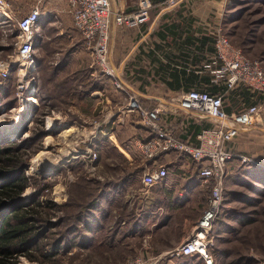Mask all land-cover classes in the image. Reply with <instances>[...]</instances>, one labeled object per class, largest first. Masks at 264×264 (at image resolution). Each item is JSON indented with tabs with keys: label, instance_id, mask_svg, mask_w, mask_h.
Instances as JSON below:
<instances>
[{
	"label": "rangeland",
	"instance_id": "rangeland-1",
	"mask_svg": "<svg viewBox=\"0 0 264 264\" xmlns=\"http://www.w3.org/2000/svg\"><path fill=\"white\" fill-rule=\"evenodd\" d=\"M215 2L216 30L264 67V0ZM7 5L13 20L0 10V132L21 117L24 126L0 135V141L17 143L39 129L46 131L25 155L30 184L22 197H37L42 216L50 217L37 225L40 248L29 253L34 260L18 256L16 264H134L138 258L144 264H168L178 258L152 255L143 239L124 241L115 235L122 231V221L132 217L124 189L137 187L138 165L146 163L135 145L139 132L132 122L138 116L125 112L135 93L125 86L119 91L110 87L76 30L64 32L58 24L36 26L32 61L16 62V20L31 11L33 1L7 0ZM28 98L35 102L28 103ZM254 143L232 151L234 165L231 170L228 166L219 220L212 230L218 229L216 236L221 237H214V264H264V166L252 156L258 148ZM46 200L55 206L47 207ZM143 249L150 254L141 255Z\"/></svg>",
	"mask_w": 264,
	"mask_h": 264
},
{
	"label": "crops",
	"instance_id": "crops-1",
	"mask_svg": "<svg viewBox=\"0 0 264 264\" xmlns=\"http://www.w3.org/2000/svg\"><path fill=\"white\" fill-rule=\"evenodd\" d=\"M115 2L124 12L134 11L139 4L146 3L149 5V20L134 28L118 26L112 31L109 52L114 73L149 108L157 104L165 107L160 113V120L167 127L174 128L179 140L196 144L198 133L214 125L210 118L199 117L193 111L178 108L177 104L169 102L191 88L221 95L228 113L238 112L260 101L257 96L260 93L250 88L237 86L228 89L221 83L211 82L212 75L206 65L215 55L214 24L218 21L217 12H214L215 0H183L171 9L163 8V0ZM53 24L60 25L64 32L67 29L76 30L65 0L42 1L37 28H51ZM107 81L112 87L111 80ZM129 114L135 116L134 113ZM132 126L139 132L135 135L138 139L152 136L140 126L139 120L132 122ZM245 133L240 131L239 135H246L247 138H239L241 135H238L227 147L233 152L242 151L240 148L245 149L255 142L254 146L258 148L252 156L264 166V132L254 135ZM123 151L124 157L131 160L129 152L126 149ZM139 165L137 187L124 189L128 205L125 208L129 209L132 217L122 221L119 226L122 231L115 235L122 236L124 241L143 239L152 249V255H167L193 231L205 207L209 189L199 176L197 166L184 154L165 152L152 161L153 167H166L167 175L147 192L141 183L145 165ZM233 165L231 161L228 170ZM147 250L143 249L140 254L149 255ZM168 264L204 263L197 255H190L168 259Z\"/></svg>",
	"mask_w": 264,
	"mask_h": 264
},
{
	"label": "built area",
	"instance_id": "built-area-1",
	"mask_svg": "<svg viewBox=\"0 0 264 264\" xmlns=\"http://www.w3.org/2000/svg\"><path fill=\"white\" fill-rule=\"evenodd\" d=\"M32 1L34 5L31 11L16 20L18 33L14 44L15 61L23 64L32 61L34 32L40 19V5L43 0ZM65 1L75 29L85 47L91 50L94 64L103 76L111 80L116 90H123L124 84L115 75L110 64L111 33L118 26L134 28L146 23L149 20V5L139 4L134 11L124 12L117 7L115 0ZM182 1L163 0V8H174ZM0 10L8 19L13 20L7 0H0ZM214 49L215 55L206 65L212 75L213 84L221 83L228 89L244 86L258 93L264 92V67L260 61L246 57L241 49L231 44L220 29L215 31ZM128 100L125 112L135 113L145 132L152 133L147 139L135 141L140 156L146 162L141 175L145 192L166 177V167L152 166V161L165 152L186 155L197 166L199 176L204 179L209 189L205 207L193 231L167 255H197L204 264H214L211 252L214 242L212 230L223 202L228 165L235 156L227 144L240 131L264 130V100L243 107L238 112L228 113L221 95L194 88L181 93L176 100L169 102L177 104L178 108L191 110L199 117H208L214 122L212 127L198 133L196 144L179 140L174 128L161 122L160 113L164 110L162 104L151 108L142 107L135 94L129 96ZM238 157L241 161H246L245 157ZM134 264L144 263L138 258Z\"/></svg>",
	"mask_w": 264,
	"mask_h": 264
},
{
	"label": "trees",
	"instance_id": "trees-1",
	"mask_svg": "<svg viewBox=\"0 0 264 264\" xmlns=\"http://www.w3.org/2000/svg\"><path fill=\"white\" fill-rule=\"evenodd\" d=\"M257 96L258 100H264V92ZM35 98L39 100L38 96ZM45 135L46 131L39 129L17 143L6 138L0 141V264H16L18 256L34 260L29 253L40 248L37 240L40 231L36 228L38 223L47 222L50 217L42 216L39 211L42 205L37 197L27 200L22 197V193L30 184L29 178L24 174L27 168L25 155L33 141ZM252 178L256 179V176L252 175ZM261 183L264 185V181ZM225 194H229L227 189ZM46 203L49 208L55 206L51 200H46ZM217 232L213 231L214 237L221 238L216 236L219 234ZM214 247L213 242V255Z\"/></svg>",
	"mask_w": 264,
	"mask_h": 264
},
{
	"label": "bare ground",
	"instance_id": "bare-ground-1",
	"mask_svg": "<svg viewBox=\"0 0 264 264\" xmlns=\"http://www.w3.org/2000/svg\"><path fill=\"white\" fill-rule=\"evenodd\" d=\"M27 102L29 103L30 102V104L31 103H33V102H35V100L33 99V98H28V100H27ZM25 116V115H24ZM22 118V117H21ZM21 118H19L18 120H17V122L14 124V126L12 127V128H10L9 130H6V131H4V132H0V135H3V134H13V133H15V132H17V131H19L21 128H22V125H23V120L21 119ZM24 126V125H23ZM72 130H63L61 133H60V135H66V134H68L69 132H71Z\"/></svg>",
	"mask_w": 264,
	"mask_h": 264
},
{
	"label": "water",
	"instance_id": "water-1",
	"mask_svg": "<svg viewBox=\"0 0 264 264\" xmlns=\"http://www.w3.org/2000/svg\"><path fill=\"white\" fill-rule=\"evenodd\" d=\"M263 132H264V130H263Z\"/></svg>",
	"mask_w": 264,
	"mask_h": 264
}]
</instances>
